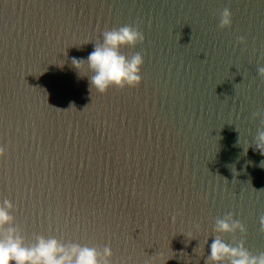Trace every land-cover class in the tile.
Listing matches in <instances>:
<instances>
[{"label": "water", "instance_id": "water-1", "mask_svg": "<svg viewBox=\"0 0 264 264\" xmlns=\"http://www.w3.org/2000/svg\"><path fill=\"white\" fill-rule=\"evenodd\" d=\"M124 25L143 81L101 94L71 61ZM260 66L264 0H0V204L27 243L109 246L112 264H205L229 212L247 235L224 241L264 252Z\"/></svg>", "mask_w": 264, "mask_h": 264}, {"label": "clouds", "instance_id": "clouds-1", "mask_svg": "<svg viewBox=\"0 0 264 264\" xmlns=\"http://www.w3.org/2000/svg\"><path fill=\"white\" fill-rule=\"evenodd\" d=\"M231 24L232 12L230 8L225 7L220 13L218 27L225 29L231 27ZM102 36V41H95L94 50L86 60L73 58L72 65L79 74L81 70L90 72V89L95 88L101 94H106L112 87H139L143 81L141 69L144 58L139 52L125 55L121 49L135 48L143 43V32L138 27L124 25L106 29ZM238 42L244 44L246 41L244 37H239ZM257 72L264 80V66L258 67ZM253 118H259L260 126L251 144L254 150L264 156V110L253 113ZM4 155L5 148L0 146V157ZM260 166L264 167V161H261ZM13 208L14 205L9 200L0 204V264H112L113 252L109 246H105L101 251L96 247L62 242L55 237L44 235H35L33 242L27 243L21 229L14 226L15 217L11 214ZM234 215L229 212L223 218L215 219L212 231L216 235L210 245V254L206 257L205 264H264V252L253 254L245 247L243 239L232 243L224 241L226 234L235 236L239 233L241 237L247 235L245 225L235 219ZM259 231L264 234V215L259 217Z\"/></svg>", "mask_w": 264, "mask_h": 264}]
</instances>
